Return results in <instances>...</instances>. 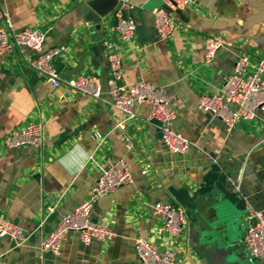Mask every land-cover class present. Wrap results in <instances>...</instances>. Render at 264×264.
<instances>
[{"label": "crops", "instance_id": "crops-1", "mask_svg": "<svg viewBox=\"0 0 264 264\" xmlns=\"http://www.w3.org/2000/svg\"><path fill=\"white\" fill-rule=\"evenodd\" d=\"M118 1L0 0L14 31L45 33L42 51H57L51 65L62 81L92 75L103 84L99 100L67 94L29 67L33 52L0 55V219L26 237L22 244L0 237V264H140L135 239L173 249L187 264H264L242 244L252 214L264 215V110L227 132L221 121L196 108L200 95L222 87L239 56L264 60V0H189L173 16L167 42L158 40L153 25L152 12L163 2L131 0L135 35L117 42L121 84L145 81L173 96V128L191 143L187 154L168 152L147 120L148 106L138 105L136 118L124 122L108 104L104 42L115 39ZM87 2L92 8L86 10ZM210 35L228 45L206 64L203 40ZM28 122L42 125L43 145L3 148L2 138ZM116 161L124 162L132 183L97 200L90 211V219L116 237L84 246L69 233L58 255L40 261L42 239ZM156 203L184 210V236L167 235L153 212Z\"/></svg>", "mask_w": 264, "mask_h": 264}, {"label": "built area", "instance_id": "built-area-1", "mask_svg": "<svg viewBox=\"0 0 264 264\" xmlns=\"http://www.w3.org/2000/svg\"><path fill=\"white\" fill-rule=\"evenodd\" d=\"M163 8L153 10V25L160 42H167L174 30L173 16L189 4V0H161ZM131 0H119L113 13L115 39L104 42L108 75L105 90L108 104L122 116L124 122L136 118L135 108L146 105L149 108L147 120L158 128L162 143L171 154H187L191 143L173 128L175 119L171 104L173 96L164 88L156 87L145 81H136L130 86L121 84L122 57L118 43H128L135 35V22L131 11ZM45 33L37 28L21 31L12 29L9 17L0 10V55L18 50L36 56L28 61L29 67L39 74L52 88L64 87L67 94H81L93 100H99L103 84L92 75H80L62 81L51 65L57 55L56 50L42 51ZM228 43L219 35H210L203 40L204 62L209 64L215 53ZM234 106V107H232ZM196 108L207 112L221 121L227 132L240 122L254 119L255 113L264 110V60L252 63L248 56H239L232 73L224 80L222 87L212 93L200 95ZM121 127V124L118 125ZM44 132L40 123L28 122L24 126L7 133L1 141L3 148L13 149L24 146L39 148L43 145ZM127 150L133 148L130 140L125 143ZM143 174L146 171L142 172ZM132 183V175L123 161L112 162L99 175L92 192L82 200L74 210L63 215L54 229L46 235L39 248V260L43 256H56L60 253L62 241L69 233L76 234L79 242L87 246L92 241L107 243L116 234L105 224L90 219L93 204L114 192L116 189ZM163 229L172 240H178L188 228V219L184 210L172 204L156 203L152 207ZM0 237H9L18 244L25 240V234L18 226L0 219ZM243 248L249 257L264 261V215L254 212L245 229ZM134 248L140 264H187L179 259L173 249L159 250L152 242L135 239Z\"/></svg>", "mask_w": 264, "mask_h": 264}, {"label": "water", "instance_id": "water-1", "mask_svg": "<svg viewBox=\"0 0 264 264\" xmlns=\"http://www.w3.org/2000/svg\"><path fill=\"white\" fill-rule=\"evenodd\" d=\"M87 8H92V2H87L86 3V8H84V9H86L87 10ZM111 12V8H108L103 14H102V16L104 17V16H106L107 14H109ZM180 13V11H177L175 14H179Z\"/></svg>", "mask_w": 264, "mask_h": 264}]
</instances>
